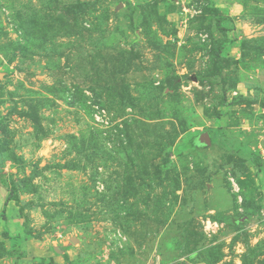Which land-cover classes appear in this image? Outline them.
<instances>
[{
  "label": "rangeland",
  "instance_id": "rangeland-1",
  "mask_svg": "<svg viewBox=\"0 0 264 264\" xmlns=\"http://www.w3.org/2000/svg\"><path fill=\"white\" fill-rule=\"evenodd\" d=\"M0 264H264V0H0Z\"/></svg>",
  "mask_w": 264,
  "mask_h": 264
},
{
  "label": "trees",
  "instance_id": "trees-1",
  "mask_svg": "<svg viewBox=\"0 0 264 264\" xmlns=\"http://www.w3.org/2000/svg\"><path fill=\"white\" fill-rule=\"evenodd\" d=\"M219 22V21H218ZM222 56H221V50L220 48L217 50V52L215 53V56L213 58V63H212V75L214 77H218L221 75L222 72V68H223V64H222ZM11 200V196L8 197L7 201L5 202V204H7V202Z\"/></svg>",
  "mask_w": 264,
  "mask_h": 264
}]
</instances>
